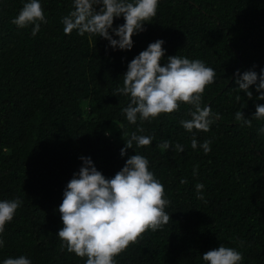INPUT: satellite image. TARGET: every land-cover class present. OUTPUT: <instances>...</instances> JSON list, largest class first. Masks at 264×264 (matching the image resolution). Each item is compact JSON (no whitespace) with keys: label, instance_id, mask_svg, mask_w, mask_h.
<instances>
[{"label":"trees","instance_id":"16d2710c","mask_svg":"<svg viewBox=\"0 0 264 264\" xmlns=\"http://www.w3.org/2000/svg\"><path fill=\"white\" fill-rule=\"evenodd\" d=\"M26 2L0 0V200L22 201L2 234L0 264L20 256L32 264H86L58 237L67 184L83 166L81 156L112 178L136 154L163 184L170 220L115 257L116 264H207L203 254L222 245L242 254L240 264H264V121L253 118L264 100L256 84L249 99L236 83L237 71L259 77L264 70V0H159L130 50L76 30L65 35L62 18L75 10L73 0H40L47 23L33 36L34 25L11 23ZM124 22L115 18L113 28ZM157 40L164 41L162 66L179 55L215 70L202 97V107L219 113L209 131L182 127L191 119L186 103L154 120H127L129 97L114 94L130 61ZM237 111L251 127L235 120ZM134 132L152 143L137 148L134 141L122 156ZM205 140L209 153L200 147ZM164 141L173 147L162 152L157 145Z\"/></svg>","mask_w":264,"mask_h":264},{"label":"clouds","instance_id":"9594fccd","mask_svg":"<svg viewBox=\"0 0 264 264\" xmlns=\"http://www.w3.org/2000/svg\"><path fill=\"white\" fill-rule=\"evenodd\" d=\"M73 4L75 10L62 18L65 35L76 30L80 36L87 33L90 38L107 39L113 49L130 50L134 34L144 31V24L156 17L159 0H73ZM98 5H101L99 10ZM120 16L125 22L113 28L114 19ZM11 23L21 29L34 25L32 35L36 36L41 24L47 23L40 0L26 2ZM110 29L119 39L113 38ZM163 44V40L150 43L128 64V70L123 74V87L117 88L114 94L129 97L130 103L122 111L130 123L136 124L138 115L141 121H150L161 114H171L181 103H186L192 106L188 113L191 119L181 120L182 127L188 132L194 129L209 131L214 119H219V113L213 114L210 106L202 107V97L206 87L215 82V70L202 60L179 55L168 56L167 63L162 66ZM236 75L238 90L245 91L252 99L253 93L249 89L256 84L260 93L257 99L264 100V70L259 77L253 70L243 74L237 71ZM253 118L264 121V104L256 105ZM235 120L241 122L242 127L252 125V120L246 119L242 111L235 113ZM139 131L143 132V128ZM259 132L264 133V128ZM152 139L151 136L132 133L131 138L126 139L121 155L133 147L134 141L137 148H143L150 146ZM210 145L211 140H205L200 147L209 153ZM157 146L162 152L173 147L169 141ZM191 147H198L195 136ZM175 151L182 152L183 146L177 143ZM80 159L83 166L67 184L59 205L63 222L58 232L63 242L61 248H67L81 258L86 257V264H116L115 257L139 243L147 231L155 232L169 223L170 216L165 208L171 201L165 198L163 184L149 170V161L143 155L131 156L112 178H106L97 170L90 157L81 156ZM195 187L198 198L203 199L201 190L204 185L198 183ZM21 204L18 198L0 200V247L4 245L5 226L13 220ZM203 260L207 264H240L242 254L222 245L205 252ZM3 264H32V261L20 256L7 258Z\"/></svg>","mask_w":264,"mask_h":264}]
</instances>
